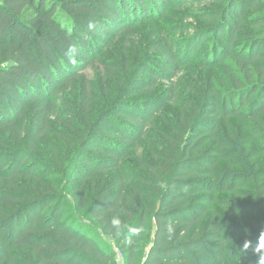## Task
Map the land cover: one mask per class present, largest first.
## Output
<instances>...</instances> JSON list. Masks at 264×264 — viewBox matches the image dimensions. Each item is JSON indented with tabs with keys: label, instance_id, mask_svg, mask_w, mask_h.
I'll return each instance as SVG.
<instances>
[{
	"label": "trees",
	"instance_id": "obj_1",
	"mask_svg": "<svg viewBox=\"0 0 264 264\" xmlns=\"http://www.w3.org/2000/svg\"><path fill=\"white\" fill-rule=\"evenodd\" d=\"M261 260L264 0H0V264Z\"/></svg>",
	"mask_w": 264,
	"mask_h": 264
},
{
	"label": "rangeland",
	"instance_id": "obj_2",
	"mask_svg": "<svg viewBox=\"0 0 264 264\" xmlns=\"http://www.w3.org/2000/svg\"><path fill=\"white\" fill-rule=\"evenodd\" d=\"M184 22H186V23H190V24H198L197 22H195V21H193L192 19H189V20H184ZM190 33H192V32H190ZM187 35H191V34H187ZM177 36H181L180 34H177ZM211 41V38H209V39H207V41L206 42H210ZM204 51H206V50H204L203 48H202V52H204ZM207 54V53H206ZM199 58H201V57H199V55L197 56V55H195L194 57H193V59H192V61H194L195 59H199ZM186 70H188V69H185L184 70V73H186ZM92 70H90L89 69V72H88V75L89 76H92ZM166 84V86H167V82L165 83ZM101 110H99L98 112H100ZM168 115H169V117H170V119L173 117V115H174V110H171V112L170 113H168ZM168 115H167V113H166V116H167V118H168ZM41 161H42V165L40 166L41 168H42V170H49L50 171V169H48L47 167H46V165L48 164V163H50L48 160H47V157H43V159H41ZM43 163H46L45 164V166H43ZM71 193L73 194L74 193V190H71V191H69V192H67V194H69V196H71ZM74 195V194H73ZM75 196V195H74ZM73 197V196H72ZM71 198V197H70ZM72 203H73V201H71ZM89 223V221H86V224H88ZM110 241V240H109Z\"/></svg>",
	"mask_w": 264,
	"mask_h": 264
},
{
	"label": "clouds",
	"instance_id": "obj_3",
	"mask_svg": "<svg viewBox=\"0 0 264 264\" xmlns=\"http://www.w3.org/2000/svg\"><path fill=\"white\" fill-rule=\"evenodd\" d=\"M260 264H264V260H261Z\"/></svg>",
	"mask_w": 264,
	"mask_h": 264
}]
</instances>
